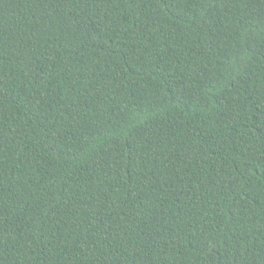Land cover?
Segmentation results:
<instances>
[{
    "label": "trees",
    "instance_id": "obj_1",
    "mask_svg": "<svg viewBox=\"0 0 264 264\" xmlns=\"http://www.w3.org/2000/svg\"><path fill=\"white\" fill-rule=\"evenodd\" d=\"M0 264H264V0H0Z\"/></svg>",
    "mask_w": 264,
    "mask_h": 264
}]
</instances>
